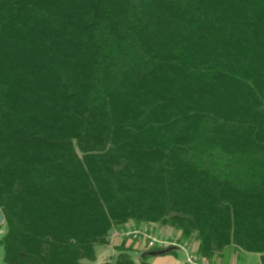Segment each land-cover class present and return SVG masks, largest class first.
I'll use <instances>...</instances> for the list:
<instances>
[{
  "label": "trees",
  "instance_id": "trees-1",
  "mask_svg": "<svg viewBox=\"0 0 264 264\" xmlns=\"http://www.w3.org/2000/svg\"><path fill=\"white\" fill-rule=\"evenodd\" d=\"M0 210L4 264L130 222L264 264V0H0Z\"/></svg>",
  "mask_w": 264,
  "mask_h": 264
},
{
  "label": "crops",
  "instance_id": "crops-1",
  "mask_svg": "<svg viewBox=\"0 0 264 264\" xmlns=\"http://www.w3.org/2000/svg\"><path fill=\"white\" fill-rule=\"evenodd\" d=\"M137 226L139 225H137L135 222H130L126 225L125 230ZM155 233L158 236L164 237H181L180 232L169 227L158 225H155ZM180 240L184 241L183 239ZM187 243L189 245L190 251H199V243L197 240L189 241ZM120 247L131 249L133 255L136 258V263L138 264H185V254L182 252L152 257L148 254L149 251L152 252L153 250L145 249L143 245L137 244L136 242L123 237L121 233H116V235H114V237L111 239L110 245L102 246L98 249L97 261L91 264H104L109 262L114 256L117 255V249ZM144 256H149L146 261L143 260ZM212 262L214 264H262L261 255L239 253L234 248H229L223 255L216 257Z\"/></svg>",
  "mask_w": 264,
  "mask_h": 264
},
{
  "label": "built area",
  "instance_id": "built-area-1",
  "mask_svg": "<svg viewBox=\"0 0 264 264\" xmlns=\"http://www.w3.org/2000/svg\"><path fill=\"white\" fill-rule=\"evenodd\" d=\"M122 236L137 244L143 245L145 249L163 251L177 247L185 254V264H214L206 260L198 252L190 251L187 242L179 237L158 236L155 233V225H142L121 232Z\"/></svg>",
  "mask_w": 264,
  "mask_h": 264
},
{
  "label": "water",
  "instance_id": "water-1",
  "mask_svg": "<svg viewBox=\"0 0 264 264\" xmlns=\"http://www.w3.org/2000/svg\"><path fill=\"white\" fill-rule=\"evenodd\" d=\"M4 221H5L4 215L0 210V226L4 223ZM176 252H182V250H180L177 247H173V248H169V249H166L163 251H154L153 250L152 252H149L148 255L152 256V257H156V256H164V255L172 254V253H176Z\"/></svg>",
  "mask_w": 264,
  "mask_h": 264
},
{
  "label": "rangeland",
  "instance_id": "rangeland-1",
  "mask_svg": "<svg viewBox=\"0 0 264 264\" xmlns=\"http://www.w3.org/2000/svg\"><path fill=\"white\" fill-rule=\"evenodd\" d=\"M121 232H123V231H121ZM4 234H5V227L2 224L0 226V240L2 239V237H3ZM3 256H4V252H3V249L0 247V264H4L3 263Z\"/></svg>",
  "mask_w": 264,
  "mask_h": 264
}]
</instances>
